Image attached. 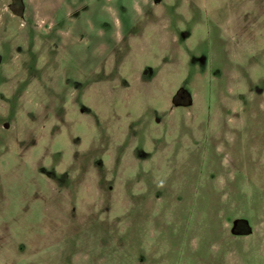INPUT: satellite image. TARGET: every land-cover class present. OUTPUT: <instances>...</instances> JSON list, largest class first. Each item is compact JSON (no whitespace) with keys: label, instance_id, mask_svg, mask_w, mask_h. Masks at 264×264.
I'll use <instances>...</instances> for the list:
<instances>
[{"label":"rangeland","instance_id":"374dc122","mask_svg":"<svg viewBox=\"0 0 264 264\" xmlns=\"http://www.w3.org/2000/svg\"><path fill=\"white\" fill-rule=\"evenodd\" d=\"M20 2L0 264H264V0Z\"/></svg>","mask_w":264,"mask_h":264},{"label":"flooded vegetation","instance_id":"af4514ba","mask_svg":"<svg viewBox=\"0 0 264 264\" xmlns=\"http://www.w3.org/2000/svg\"><path fill=\"white\" fill-rule=\"evenodd\" d=\"M21 0H9V3H10V6H11V8H14V11L16 10L15 8H17L18 6H20L21 5V2H20ZM15 5H16V7H15ZM15 14H17V15H22L23 13H22V11L20 12L19 10H16L15 11ZM181 95L180 97L181 98H183V97H185V99L187 98V96H188V93H187V91H185L184 89L183 90H180L175 96H174V98H176L178 95ZM188 99V98H187ZM177 105H181L182 103H176ZM233 225L234 226H232V232H234L235 234H239V233H245V232H251V229L249 228V226H248V223H247V221L246 220H244V219H242V218H236L235 220H234V222H233Z\"/></svg>","mask_w":264,"mask_h":264},{"label":"crops","instance_id":"0c3cea01","mask_svg":"<svg viewBox=\"0 0 264 264\" xmlns=\"http://www.w3.org/2000/svg\"><path fill=\"white\" fill-rule=\"evenodd\" d=\"M232 234H234V235H245L246 234L247 235V234H250V232L247 231L245 233H239V234H235L234 232H232Z\"/></svg>","mask_w":264,"mask_h":264}]
</instances>
